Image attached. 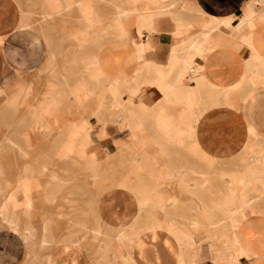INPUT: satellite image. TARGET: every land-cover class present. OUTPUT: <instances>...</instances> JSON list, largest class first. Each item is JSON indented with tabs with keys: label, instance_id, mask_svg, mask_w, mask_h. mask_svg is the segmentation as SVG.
<instances>
[{
	"label": "crops",
	"instance_id": "obj_1",
	"mask_svg": "<svg viewBox=\"0 0 264 264\" xmlns=\"http://www.w3.org/2000/svg\"><path fill=\"white\" fill-rule=\"evenodd\" d=\"M39 1L45 19L35 25V1L27 10L0 0V158L9 147L31 159L20 173L52 181L11 182L0 159V208L9 207L14 232L1 229L34 236L21 224L34 189L53 201L67 185L99 184L81 216L67 219V236L56 239L44 219L46 238L69 241L46 250L63 264H91L89 255L102 264L100 254L106 264H264V0ZM170 146L211 169L245 152L255 161L176 173L159 162ZM72 167L88 172L85 182L57 174ZM173 180L188 201L162 189ZM258 184L263 195L252 199ZM199 230L210 237L198 240Z\"/></svg>",
	"mask_w": 264,
	"mask_h": 264
},
{
	"label": "rangeland",
	"instance_id": "obj_2",
	"mask_svg": "<svg viewBox=\"0 0 264 264\" xmlns=\"http://www.w3.org/2000/svg\"><path fill=\"white\" fill-rule=\"evenodd\" d=\"M24 7H27V10L30 8L27 6L29 5V0H18ZM35 3L33 4L32 8V14H33V20L35 25H41V21L45 19L43 17V13H35V9L39 6L42 5L39 0H33ZM31 10V9H30ZM9 122L7 124H10L9 126L6 125V131L7 133L10 132V130L13 129L14 123L13 119H8ZM19 126V124H18ZM8 143V142H7ZM21 144V143H19ZM7 155L10 157H2L1 163L3 166L6 168V171H11L10 173L3 174L2 177L4 179H8L11 182L14 181V177H17V180L21 176H26V175H31L37 177L40 181L44 182L43 185H46L48 182L52 181L51 175L52 174H39V175H34L30 173H20L24 166H29V162L31 159L28 156H17V157H11L13 152L11 148L7 147ZM10 149V150H8ZM146 149V148H145ZM20 150V149H19ZM153 149L150 150V152ZM9 151V152H8ZM21 151V150H20ZM20 154H27L24 153V151H21ZM18 154V155H20ZM255 161V156L252 152H245L242 153L241 156L239 157H234L232 159H228L226 161L222 160H216L214 161V166L213 168H207L205 163L199 158V156L193 154L189 150L186 149H181L180 147H174L170 146L169 151L167 154H164L163 156L159 157V162L160 163H173L175 164L174 166L176 167V173L179 171L183 170L184 166L192 164L193 166H196L199 171H208L210 170L212 174H214L213 170L214 169H225V170H235L239 168L245 167V165L249 164L250 162ZM104 162V161H103ZM15 166V167H14ZM50 166L54 169H61L62 168L57 165L55 162L51 163ZM71 166V165H70ZM69 166V167H70ZM65 168V167H64ZM69 169V168H68ZM14 170H16V175H14ZM73 174L77 176L78 181L80 182H85L86 177H88V172L80 169L78 167H72L68 172H61L57 173L60 177L66 178L69 177L70 174ZM144 175L147 173H143ZM196 176L197 174H193ZM191 175V178L194 177ZM47 182V183H46ZM46 183V184H45ZM4 184V182H3ZM105 188L109 186V182H102L101 183ZM99 184L91 185L88 184L87 188L83 190V192H73L71 193V190H69V186H65L63 189L57 192V197L53 201H49L46 199L45 195L47 190L42 189V190H37L34 189L32 192L33 198H35V208L34 212L32 213L30 219L22 215V225L24 226L25 223H29L33 226L32 227V232H33V237L30 238V233L27 234L26 237L22 236V234H19L22 236L20 237H15L12 233H10L6 229H1V228H7L10 226L9 229L13 231L11 227H14V218L12 215H10V209H8V215L5 216L6 218V223L3 221L0 222V230L2 233L5 232V236H2L0 238V262H3V264H63L62 262L65 260L64 256L59 255L55 256L54 252L51 253H46V250L51 247L52 245H56L60 242H69L67 239H61L58 243H54L55 240L52 238H46L45 237V231H44V219L51 218V230L52 232L56 235V239L63 238L67 236L70 231H69V226L68 224L71 223L72 221H68L67 219L69 217L76 218L79 215V212L77 210L80 208L88 207V203L91 202V200H94L95 197L100 193L99 191ZM163 190L166 191L168 194H172L176 199L180 201H188L190 198V195L186 192H183L176 180H173L172 182H169L165 184L164 187H162ZM262 189L263 187L260 186V184L257 185L255 188H251V195L250 198H257L260 199L262 197ZM104 190V189H103ZM250 190V189H249ZM4 197H0V201H3ZM8 199V198H7ZM69 199V201H68ZM76 209V211H75ZM171 209V207H170ZM173 209V208H172ZM58 211H62L64 213L58 214ZM69 212V214H68ZM12 213V212H11ZM160 217H164V213L161 212L159 215ZM60 218L62 219L61 221L53 220ZM91 220V219H90ZM12 222V224L10 222ZM92 222V221H91ZM92 223H90L91 225ZM104 228V227H103ZM46 230V228H45ZM209 230H199L195 232L196 238L201 236V238H198V240H202L205 238L210 237ZM14 232V231H13ZM44 234V237H42ZM64 235V236H61ZM104 237V235H103ZM46 240L47 242L44 244L43 241ZM108 240V238H107ZM89 241H92V239H89ZM105 241V239H102V242ZM215 244H220V239L219 241L217 239L213 240ZM88 242V239H87ZM91 244V243H90ZM52 246V247H53ZM81 246L86 250L87 248L91 245L87 244H81ZM98 244L93 245V247H97ZM101 246V244H100ZM66 250V248H64ZM51 250V249H50ZM49 250V251H50ZM35 251L37 253H35ZM63 251V250H62ZM84 251V250H83ZM119 258V257H118ZM72 260L75 259V256L71 258ZM90 263L94 264L96 263V260L93 255H89ZM109 257L106 254H100L99 255V261L103 264L108 261ZM112 264H115L112 263ZM117 264V263H116ZM119 264V263H118Z\"/></svg>",
	"mask_w": 264,
	"mask_h": 264
},
{
	"label": "bare ground",
	"instance_id": "obj_3",
	"mask_svg": "<svg viewBox=\"0 0 264 264\" xmlns=\"http://www.w3.org/2000/svg\"><path fill=\"white\" fill-rule=\"evenodd\" d=\"M96 168V167H95ZM236 179V178H235ZM237 180V179H236ZM216 193V192H215ZM9 205V204H8ZM8 209H9V207L6 205L5 207L4 206H2L1 208H0V216L1 217H3L4 218V220H6V218H5V216L6 215H8ZM237 211V210H236ZM240 212V211H239ZM235 217V216H234ZM237 218V217H236ZM10 222V221H9ZM11 224H12V222H10ZM47 241L46 240H44L43 241V243L45 244ZM48 243V242H47ZM235 245V244H234ZM236 245H238V244H236ZM236 247V246H235ZM237 251V250H236Z\"/></svg>",
	"mask_w": 264,
	"mask_h": 264
}]
</instances>
